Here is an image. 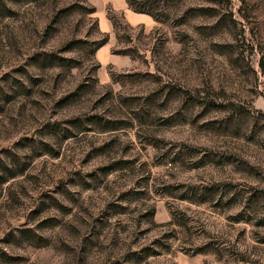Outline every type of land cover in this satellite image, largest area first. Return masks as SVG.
<instances>
[{
    "label": "rangeland",
    "instance_id": "374dc122",
    "mask_svg": "<svg viewBox=\"0 0 264 264\" xmlns=\"http://www.w3.org/2000/svg\"><path fill=\"white\" fill-rule=\"evenodd\" d=\"M90 1L0 0V264H264V0Z\"/></svg>",
    "mask_w": 264,
    "mask_h": 264
},
{
    "label": "crops",
    "instance_id": "0c3cea01",
    "mask_svg": "<svg viewBox=\"0 0 264 264\" xmlns=\"http://www.w3.org/2000/svg\"><path fill=\"white\" fill-rule=\"evenodd\" d=\"M90 2H93L91 4H93V6H95V8L97 7V9H96L97 13L101 11L100 12L101 17H99L100 19H98V20H99L101 26L106 30L105 32H107L109 29H111L113 27L112 22L107 18V16L102 14L103 13L102 12L103 6H105V5L106 6L110 5L113 10H118V11L123 12L127 22L131 25H142L143 27L144 26L145 27L152 26V23H153L152 17L146 13H139V12H135V11L131 10L129 8L126 0H92ZM101 47H104L106 50L105 51L106 52L105 57L101 58L103 61L110 62L113 64L125 62L123 56L111 54L109 52V49L107 47V43H105ZM98 50H97V52L99 54Z\"/></svg>",
    "mask_w": 264,
    "mask_h": 264
},
{
    "label": "trees",
    "instance_id": "16d2710c",
    "mask_svg": "<svg viewBox=\"0 0 264 264\" xmlns=\"http://www.w3.org/2000/svg\"><path fill=\"white\" fill-rule=\"evenodd\" d=\"M126 1L128 3L129 8H131L133 11L139 12V13H146V14H148V15H150V16H152L154 18L152 13H150L149 11H146V9L137 7L132 0H126ZM89 12L90 13H95L96 12V8L94 6H92L90 8ZM112 24H113V27H114L115 23L113 22ZM107 39H108V35H106L101 41H99L98 44H97V49L99 47H101L102 45H104L107 42ZM113 52L116 53V54H125L124 52H121V51H113Z\"/></svg>",
    "mask_w": 264,
    "mask_h": 264
}]
</instances>
